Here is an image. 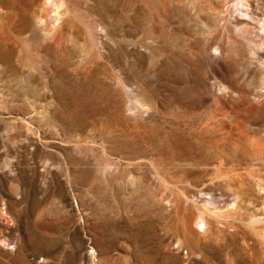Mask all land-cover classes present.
<instances>
[{
	"label": "rangeland",
	"instance_id": "obj_1",
	"mask_svg": "<svg viewBox=\"0 0 264 264\" xmlns=\"http://www.w3.org/2000/svg\"><path fill=\"white\" fill-rule=\"evenodd\" d=\"M263 25L0 0V264H264Z\"/></svg>",
	"mask_w": 264,
	"mask_h": 264
},
{
	"label": "bare ground",
	"instance_id": "obj_2",
	"mask_svg": "<svg viewBox=\"0 0 264 264\" xmlns=\"http://www.w3.org/2000/svg\"><path fill=\"white\" fill-rule=\"evenodd\" d=\"M236 2V1H235ZM240 2V1H239ZM237 5H240V4H237ZM231 6V5H230ZM246 6V5H245ZM240 8V7H239ZM58 12V11H57ZM45 13V12H44ZM59 13V12H58ZM55 14H57L56 12H55ZM54 16V15H53ZM57 16V15H56ZM42 17V16H41ZM60 17V16H59ZM46 18V17H45ZM43 19H44V17H43ZM51 19V18H50ZM53 19H54V17H53ZM41 20V19H40ZM56 20V19H55ZM44 21V20H43ZM58 21V20H57ZM56 22V21H55ZM44 24V23H43ZM264 26V25H263ZM262 28V27H261ZM263 32H264V30H262ZM196 217V216H195ZM198 217V216H197ZM200 217V216H199ZM194 218V217H193ZM199 219V218H198ZM195 220V219H194ZM200 220V219H199ZM196 221V220H195ZM196 223V222H195ZM199 226V225H198ZM197 227V226H196ZM201 228V227H200Z\"/></svg>",
	"mask_w": 264,
	"mask_h": 264
}]
</instances>
